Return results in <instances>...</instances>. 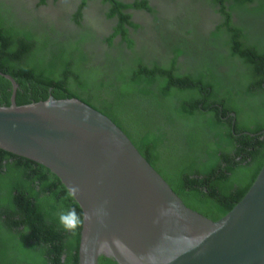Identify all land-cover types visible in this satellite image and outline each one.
I'll return each instance as SVG.
<instances>
[{
    "label": "trees",
    "instance_id": "trees-1",
    "mask_svg": "<svg viewBox=\"0 0 264 264\" xmlns=\"http://www.w3.org/2000/svg\"><path fill=\"white\" fill-rule=\"evenodd\" d=\"M85 1L70 29L18 25L0 3V72L17 83L16 104L83 101L122 129L186 206L219 219L264 163V0H206L218 6L214 30L204 33L202 16L171 27L162 42L175 45L171 53L149 62L91 53L97 34L80 22ZM103 1L118 19L105 42L118 34L132 47L126 24L140 25L121 1ZM11 90L0 75V106L10 105ZM73 209L83 217L47 167L0 149V264H78L82 223L75 231L59 223ZM98 264L118 263L100 256Z\"/></svg>",
    "mask_w": 264,
    "mask_h": 264
},
{
    "label": "water",
    "instance_id": "water-1",
    "mask_svg": "<svg viewBox=\"0 0 264 264\" xmlns=\"http://www.w3.org/2000/svg\"><path fill=\"white\" fill-rule=\"evenodd\" d=\"M0 106V149L54 173L82 209L78 264H264V163L212 220L186 206L107 115L76 98Z\"/></svg>",
    "mask_w": 264,
    "mask_h": 264
},
{
    "label": "flooded vegetation",
    "instance_id": "flooded-vegetation-1",
    "mask_svg": "<svg viewBox=\"0 0 264 264\" xmlns=\"http://www.w3.org/2000/svg\"><path fill=\"white\" fill-rule=\"evenodd\" d=\"M119 1L125 5L122 11L130 15L131 22L140 25L133 29L126 24L133 46L128 47L118 34L112 38L113 45H108L104 39L114 34L113 28L118 20L115 15L109 16L112 6L109 1L86 0L81 6L80 22L83 28H91L95 35L97 34L94 44L91 45V53L99 56L105 52L111 56L121 54L124 60L139 56L145 62L159 61L167 57L171 53V47L175 46L168 45L172 28L185 30L189 22H199L202 16V29L204 33H208L214 30L220 17L213 9H218V6L212 7L206 0H143L146 1L147 7H138L136 0ZM0 3L11 9L5 13L10 16V22L14 21L18 25H28L27 27L32 28L46 24L54 25L57 29H70L75 28L72 16L82 4V0H44L43 3L41 0H0ZM163 39L167 40L168 44L162 46ZM103 63L104 61L100 66L103 67Z\"/></svg>",
    "mask_w": 264,
    "mask_h": 264
},
{
    "label": "clouds",
    "instance_id": "clouds-1",
    "mask_svg": "<svg viewBox=\"0 0 264 264\" xmlns=\"http://www.w3.org/2000/svg\"><path fill=\"white\" fill-rule=\"evenodd\" d=\"M59 223L66 231H75L82 223V218L73 209L67 213H61Z\"/></svg>",
    "mask_w": 264,
    "mask_h": 264
}]
</instances>
